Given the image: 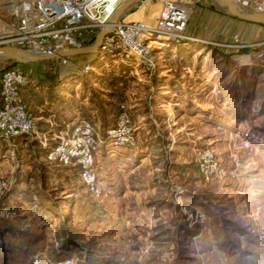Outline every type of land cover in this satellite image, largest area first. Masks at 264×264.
Returning a JSON list of instances; mask_svg holds the SVG:
<instances>
[{
	"label": "rangeland",
	"instance_id": "374dc122",
	"mask_svg": "<svg viewBox=\"0 0 264 264\" xmlns=\"http://www.w3.org/2000/svg\"><path fill=\"white\" fill-rule=\"evenodd\" d=\"M149 1L141 14L153 18L158 0ZM176 1L190 8L184 30L215 35L206 0ZM238 1L264 9V0ZM164 41L150 73L124 54L22 63L34 131L0 139V264H35L34 254L39 264L70 254L76 264H264V132L241 144L264 129L263 75L220 54L223 45ZM122 111L132 143L105 133ZM80 118L98 124V196L76 166L44 160L53 134Z\"/></svg>",
	"mask_w": 264,
	"mask_h": 264
},
{
	"label": "built area",
	"instance_id": "2783aa9c",
	"mask_svg": "<svg viewBox=\"0 0 264 264\" xmlns=\"http://www.w3.org/2000/svg\"><path fill=\"white\" fill-rule=\"evenodd\" d=\"M121 0H0V46L12 45L33 53H49L59 48L89 44ZM149 0H137L134 4ZM152 2V1H151ZM152 23L142 19H126L128 6L112 27L103 35L95 54L97 57L131 55L136 63L150 73L156 63L157 52L164 40L198 39L185 34L188 19L187 5L176 0H158ZM137 5V6H138ZM258 48L257 58L263 56L264 40L249 44ZM0 67V139L13 140L16 136L34 131V116L23 91L28 87L29 74L22 63L12 62ZM90 64L80 66L84 71ZM148 98V96H147ZM120 131L121 134H118ZM106 135L117 136L119 142L132 143L129 117L125 112L117 115L113 126L105 128ZM55 141L47 146L44 160L53 165L76 166L85 189L98 196L100 187L95 171L98 137L92 120L80 118L65 123L53 134ZM260 131L248 130L242 147L261 140ZM8 187V178L0 170V200ZM42 257L33 255L35 264ZM74 254L49 260V264H76Z\"/></svg>",
	"mask_w": 264,
	"mask_h": 264
},
{
	"label": "crops",
	"instance_id": "0c3cea01",
	"mask_svg": "<svg viewBox=\"0 0 264 264\" xmlns=\"http://www.w3.org/2000/svg\"><path fill=\"white\" fill-rule=\"evenodd\" d=\"M137 1V0H136ZM135 1V2H136ZM207 3L209 5H211L209 3L208 0H206ZM133 2L132 5L135 3ZM149 5L151 3H148ZM190 4V3H189ZM145 6H147V2L145 4ZM211 9L209 8V10L206 11V17H209L211 19V21L209 20V18H205L204 24L206 22V24L209 22L212 23V25L215 27L213 33H215L214 36H212L213 34H211L208 37H202L201 35H197L198 32H194V30H190V28L188 30H184L185 34H188L190 36H195L197 38H202L205 40H209L210 44L213 42V44H218V45H223L224 48H219L220 51H218L220 54H226L228 56H232L236 63L238 64V66H240L241 68H245L247 70H252L254 73V75L256 74H262L263 76H260L261 80L262 78L264 79V53L263 56L260 58H257L254 55V52L256 50H258V48L256 47H252L251 43H256V42H261L262 39H264V25L261 24H254L251 22H247V21H243L234 17H230L228 15H225L217 10H215L213 8V6L211 5ZM145 8V7H143ZM142 8L139 9L137 11L138 16L140 17L142 14ZM198 15V12L197 14ZM143 17V15H142ZM145 21L147 23H152V18L150 16V14L148 13L147 17L144 16ZM151 18V20H150ZM205 34V33H204ZM210 38H212L214 41H212ZM216 40V41H215ZM219 41V42H217ZM221 42V43H220ZM252 73H250L251 80L255 79L254 75ZM243 75V73H242ZM243 78V77H242ZM244 79V78H243ZM244 80H246L245 82H247V79L245 78ZM250 81V80H248ZM242 80V91H241V95L245 96L247 95V91H250L248 89H250L248 86V83H246ZM245 85V86H244ZM252 87V84L250 85ZM24 93V91H23ZM25 94V93H24ZM28 95V94H27ZM27 95L25 94L24 96L27 97ZM25 97V98H26ZM96 115V114H95ZM98 116V114H97ZM78 117V115L76 114L74 117H72V119H76ZM59 119V118H58ZM61 121H63V119H61ZM72 122V121H71ZM94 126H98V124H96L94 121H92ZM264 126V123H263ZM260 132H264L263 130H259ZM41 133L46 134V131H41Z\"/></svg>",
	"mask_w": 264,
	"mask_h": 264
},
{
	"label": "water",
	"instance_id": "95a60500",
	"mask_svg": "<svg viewBox=\"0 0 264 264\" xmlns=\"http://www.w3.org/2000/svg\"><path fill=\"white\" fill-rule=\"evenodd\" d=\"M136 0H121L115 7L107 22L100 27L92 41L83 46L59 48L49 53H33L23 48L12 45L0 46V59H5V65L12 62L26 63L53 57H68L72 55L94 53L103 35L112 27V24L119 18L122 12ZM213 8L225 15L243 21L264 25V9L252 7L238 0H208Z\"/></svg>",
	"mask_w": 264,
	"mask_h": 264
},
{
	"label": "bare ground",
	"instance_id": "6f19581e",
	"mask_svg": "<svg viewBox=\"0 0 264 264\" xmlns=\"http://www.w3.org/2000/svg\"><path fill=\"white\" fill-rule=\"evenodd\" d=\"M145 4H146V2H143V3H140L132 12H129V13H126L124 16H125V18L126 19H131L130 18V15L134 12V14L135 13H137V11L139 10V9H141V8H143V7H145ZM189 6V5H188ZM190 8L188 7V10H189ZM133 19V18H132ZM137 19H142L144 22H145V18H144V16L142 17V15L139 17L138 15H137Z\"/></svg>",
	"mask_w": 264,
	"mask_h": 264
},
{
	"label": "trees",
	"instance_id": "16d2710c",
	"mask_svg": "<svg viewBox=\"0 0 264 264\" xmlns=\"http://www.w3.org/2000/svg\"><path fill=\"white\" fill-rule=\"evenodd\" d=\"M254 24H257V23H254ZM218 51H220V50H218ZM65 232L66 231L64 230V235H63L62 242H61L63 247H66L67 246L66 244L69 243L68 241H70L69 239H71L69 234L67 232L66 233ZM68 236H69V238H68Z\"/></svg>",
	"mask_w": 264,
	"mask_h": 264
}]
</instances>
